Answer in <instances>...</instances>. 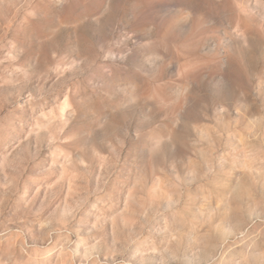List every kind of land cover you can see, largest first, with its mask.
<instances>
[{
  "label": "rangeland",
  "instance_id": "1",
  "mask_svg": "<svg viewBox=\"0 0 264 264\" xmlns=\"http://www.w3.org/2000/svg\"><path fill=\"white\" fill-rule=\"evenodd\" d=\"M0 264H264V0H0Z\"/></svg>",
  "mask_w": 264,
  "mask_h": 264
}]
</instances>
